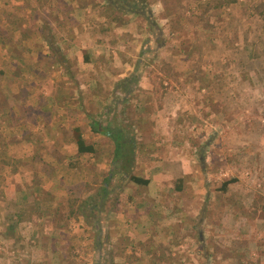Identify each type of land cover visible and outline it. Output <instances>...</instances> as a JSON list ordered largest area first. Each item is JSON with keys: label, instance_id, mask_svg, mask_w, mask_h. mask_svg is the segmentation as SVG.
<instances>
[{"label": "crops", "instance_id": "obj_1", "mask_svg": "<svg viewBox=\"0 0 264 264\" xmlns=\"http://www.w3.org/2000/svg\"><path fill=\"white\" fill-rule=\"evenodd\" d=\"M164 1L149 6L168 38L154 45L142 40L143 18L107 0H0V251L18 257L12 264H74L94 235L110 264H190V216L208 197L190 177L205 174L208 146L185 135L190 123H154L144 56L166 45L171 83H194L197 41L177 37L180 13ZM161 104L176 113L186 101L172 90ZM105 129L134 146L131 173L147 186L121 182ZM108 174L102 212L80 208Z\"/></svg>", "mask_w": 264, "mask_h": 264}, {"label": "rangeland", "instance_id": "obj_2", "mask_svg": "<svg viewBox=\"0 0 264 264\" xmlns=\"http://www.w3.org/2000/svg\"><path fill=\"white\" fill-rule=\"evenodd\" d=\"M164 2L165 12L180 13L177 37L203 42L192 48L193 84L177 78L175 86L171 83L175 70L165 62L166 45L144 56L159 110L154 123H190L185 135L207 140L205 174L190 177L193 184H204L208 195L205 208L200 201L190 216V264H264V0H237L228 7L221 0ZM144 28L142 40L168 42L166 32L151 33L146 23ZM202 51L207 55L200 58ZM172 90L186 101L176 113L160 105L161 96ZM226 181L232 182L222 191ZM98 241L94 235L73 249L74 264H110ZM15 258L0 251V264L19 262Z\"/></svg>", "mask_w": 264, "mask_h": 264}, {"label": "trees", "instance_id": "obj_3", "mask_svg": "<svg viewBox=\"0 0 264 264\" xmlns=\"http://www.w3.org/2000/svg\"><path fill=\"white\" fill-rule=\"evenodd\" d=\"M109 4H111L109 7H111L114 10L118 11H125L126 13H131L136 16H139L144 19V21L148 24L151 33H161L160 30L157 29L155 18L153 17L150 7L147 4V0H107ZM237 2V0H221L222 7H228L230 5H233ZM158 30V32H157ZM145 53V51H144ZM107 130L106 132L110 133L111 139L114 141V159L115 163H120L119 168H115L114 172L119 173V179L121 182L128 181L131 183H134L138 186H147L149 184V180L145 179L143 177L134 176L131 173V168L134 163V146L131 145V143H125V140L123 138V134L117 131ZM114 132V133H113ZM78 149L79 152H90V147H84L82 141H79L78 143ZM115 173V174H116ZM114 178L112 174H108L107 177L103 180L99 192V199H88L85 201H82L80 203V208H87V206H93V211L98 213L99 211L102 212L104 208V202L106 198H108V186L111 183V180ZM232 181H226L223 183L221 190L225 191L227 189V186ZM82 216L84 218H87L85 212L82 213Z\"/></svg>", "mask_w": 264, "mask_h": 264}]
</instances>
